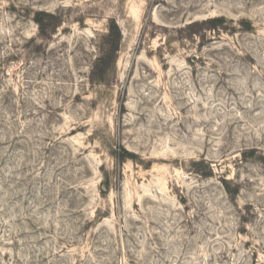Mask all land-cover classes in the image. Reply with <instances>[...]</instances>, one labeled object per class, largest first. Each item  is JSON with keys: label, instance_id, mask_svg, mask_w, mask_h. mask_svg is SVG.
<instances>
[{"label": "rangeland", "instance_id": "374dc122", "mask_svg": "<svg viewBox=\"0 0 264 264\" xmlns=\"http://www.w3.org/2000/svg\"><path fill=\"white\" fill-rule=\"evenodd\" d=\"M0 264H264V0H0Z\"/></svg>", "mask_w": 264, "mask_h": 264}]
</instances>
